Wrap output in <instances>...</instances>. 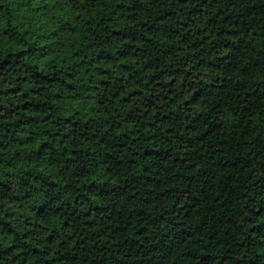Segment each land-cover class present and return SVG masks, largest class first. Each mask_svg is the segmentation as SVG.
<instances>
[{
  "label": "clouds",
  "instance_id": "obj_1",
  "mask_svg": "<svg viewBox=\"0 0 264 264\" xmlns=\"http://www.w3.org/2000/svg\"><path fill=\"white\" fill-rule=\"evenodd\" d=\"M24 4L23 20L15 12L12 18L0 10V29L7 26L5 20H10L16 33L13 35L10 31L5 35L0 31V61L9 53L24 52L21 64L11 70L7 66L0 69V89L17 83L21 84V92L39 89L29 92L25 99L44 104L45 108L10 112V108L24 100L19 94L16 98L0 96V124L10 126L7 138H3L0 129V181L9 178L13 181L12 190L0 196V218L5 210L12 212L8 221L15 228L14 234L0 232V251L24 243L41 249L42 253L47 249V253L25 259L23 253L27 249L15 247L0 255V264H21V261L64 264L59 258L66 252L77 256L74 264H94L101 259L96 248L108 237L105 233L99 244L95 239H88L84 245H77V240H84L93 230L83 225L91 213L87 217L82 213L90 206L110 210L118 204L126 207L130 203L144 205L145 202L148 210L154 209L159 217L154 222L160 228L148 237L151 243H162L170 230L181 227L190 230V225L203 223L205 219L207 225L219 221L213 229L217 238L227 239L226 232L235 238L228 244L204 247L208 239L203 233L194 234L172 253L160 252L154 257V264H173L178 258L183 259L181 253L189 251L196 254L195 259L188 257L191 264H198L200 254L214 252L219 259L227 249L231 252L225 264L257 257L258 264H264V236L248 233L247 228L252 225H247L241 235L232 223V220L236 225L241 223L237 213L252 195L249 186L264 175L261 171L264 153L257 154L252 143L257 133L264 137V96L261 95L264 94V0H231L227 5L206 0L201 5V16L192 17L194 23L184 28L178 22H187L186 14L195 6V0L183 3L175 0H24ZM5 5L11 9L17 7L12 0H5ZM37 6H41L40 11L33 12ZM217 9L219 16H216ZM237 15L244 21L243 27L229 20L223 24L208 22L213 16L220 21L224 16L232 19ZM65 21L75 29V41L69 39L72 33L68 32ZM149 25L154 27L149 29ZM220 28L235 31L236 35L218 36ZM129 29L143 39L127 35ZM114 30L126 34L118 41L115 37L105 40L104 36H110ZM220 40L224 43H217L213 48V43ZM238 41L243 42L244 55L238 58L236 68L228 72L209 66L210 61L215 64L217 57H230ZM126 44L130 46L129 52L120 56L118 51ZM30 46L37 50L29 54ZM102 50L111 55L110 60L97 59ZM24 65L47 76L48 80L36 83L18 79L29 75ZM244 66L254 67L242 75L240 69ZM65 72L71 73L70 79ZM53 75L64 79L65 84L52 80ZM102 80L108 81L107 86ZM244 80L247 87L237 89L243 101L240 108L248 104L243 96L245 92L260 97L259 108L242 112L235 99L222 102L223 92L217 96L215 90L210 96H201L195 104H185L193 91L205 85L221 81L237 85ZM67 84L72 87H66ZM155 95L160 99L148 105L147 98ZM18 119L27 121L21 125L23 131L11 127ZM245 126L249 134L241 137ZM235 141L248 142L238 152L243 159L236 165L242 171L225 165L213 173L215 162L228 155V145ZM41 144L46 146L44 151ZM146 148L178 153L186 167L169 166L167 178L161 179L162 173L142 158ZM106 156L112 159L107 160ZM130 162H134L132 166ZM180 172H186L189 178L181 176L183 182L178 184ZM226 176L232 179L226 181ZM22 177L28 181L23 187L20 186ZM91 185L98 187L93 191ZM99 186H104L109 193L121 189L118 199L102 198ZM26 191L30 193L28 199H13ZM42 201H47L52 209L48 218L35 217L29 210L31 205ZM25 217L31 220L28 226H24ZM65 220L70 222L69 227H61ZM262 220L264 217L255 223ZM172 225L176 228L172 229ZM103 228L97 221L94 230ZM53 229L57 236L49 244L45 237ZM245 235L259 243L247 250L233 247ZM81 247L83 251L79 250Z\"/></svg>",
  "mask_w": 264,
  "mask_h": 264
},
{
  "label": "trees",
  "instance_id": "obj_2",
  "mask_svg": "<svg viewBox=\"0 0 264 264\" xmlns=\"http://www.w3.org/2000/svg\"><path fill=\"white\" fill-rule=\"evenodd\" d=\"M13 3L17 5L16 9H11L10 7H7L5 5V0H0V10H3V15H9L12 17V13L15 12L21 20L24 19V9L25 4L24 0H12ZM175 2L183 3L184 0H175ZM189 2H193V0H189ZM224 3L225 5L231 3V0H212V4L215 3ZM206 3V0H195V6L186 14V23H180L179 27L184 28L187 27L189 24L194 23L192 17L199 18L203 12V8L201 5H204ZM211 7V4L208 5ZM41 6L34 7L32 9L33 12L40 11ZM43 7H47V5H43ZM248 11H251L249 9ZM168 14V13H166ZM174 15V13H173ZM220 15V10L217 9L216 16ZM216 16H213L209 19V23L212 24H223L224 21L229 20L232 24H239L241 27H243L244 21H242L237 15L235 18L230 19L228 16H224L220 21L216 20ZM15 18V17H12ZM6 27L3 29H0V31L3 32V34L7 35L10 31L13 32V35H16L15 31L13 30L10 20L4 21ZM65 26H67V30L69 33H72V35L69 37V39L75 41L77 39L75 34V29L68 24L67 21H65ZM64 26H62L63 28ZM143 27V25H141ZM154 25H149V29H152ZM103 31H106L103 30ZM176 30L173 29V32ZM223 33L225 36L227 35H236L235 31L228 30L226 31L223 28H220L217 32V35H221ZM126 33L122 30H114L110 33V36L105 35L104 39L109 40L110 37H115L118 41L121 39ZM127 35L132 36L134 39L139 37L141 40L143 37L139 33H133L131 29L127 32ZM22 39V37H21ZM217 43H224L223 40H220L218 42H214L212 47L215 48L217 46ZM231 43V42H228ZM243 42L238 41L236 45L233 46V53L230 57L227 59H223L220 57L216 58L215 64L213 62H209V66H214L217 68H221L224 71L231 72L234 68H236L237 64L239 63V57L244 55V51L241 50ZM227 46V44H225ZM246 48V46H244ZM129 45H124L123 50H119L118 54L120 56H124L129 52ZM34 47H29L27 52L31 54L32 52L36 51ZM24 55V52H17L15 54L9 53L7 57H5L2 61H0V69H4L7 66L8 70H11L15 67L16 64H21L22 57ZM103 59L105 61H108L111 59V55L105 51H101L97 59ZM25 71L29 73L28 76L20 77L18 79L20 80H27L31 79L36 83H40L41 81H47L48 77L41 75L40 73L36 72L34 68H31L27 65H24ZM122 68H126L127 66L122 65ZM254 66H244L240 69V72L242 75H245L249 73ZM179 74V73H177ZM64 75L70 79L71 73L65 72ZM58 77L55 75L52 76V80H57ZM58 82L60 84H65L64 79H58ZM102 84L107 86L108 81L102 80ZM66 87H72L71 84H67ZM247 87V80L239 82L237 85H231L230 83H226L221 81V83L217 84L216 82H213L210 85H205L202 88H198L195 91H193L192 95L188 100L185 101V104H195L198 102L199 98L201 96L207 97L212 95V91H216V95L219 96L221 92H223L222 102H228L233 99L236 100V106L239 108L242 112H248L249 109H256L259 108L261 105L259 103L260 97L256 96L255 93H243L244 99L248 100L247 106L240 108V104L243 103V101L240 99L241 93L237 89H243ZM39 89H29L27 92H21V84L17 83L13 87L7 88V89H0V96H11L13 98H16L17 94L20 95V99L24 100V103L17 104L14 108H10V112H14L17 109H21L24 111H27L28 109L37 110V109H44L45 105L41 103H33L31 100L25 99V97L28 96L29 92H37ZM264 96V94H261ZM160 99L159 95L150 96L147 98V104L152 105L154 102L158 101ZM11 103V101H9ZM219 107V105H217ZM0 108H2V105H0ZM235 115V113H233ZM129 117L132 116V113L130 112ZM147 115V113H145ZM164 119H168L167 116L163 117ZM199 119V118H198ZM244 120V117L241 116V121ZM27 123L26 120L18 119L14 122V124L11 125L13 128H20L21 131H23V128L21 125ZM249 124H251V121H248ZM238 126V125H237ZM9 125L8 124H0V129L3 130V138H7L9 134ZM249 134V129L247 126H245L241 131V137L244 135ZM28 139H31V135H29ZM191 143V141H189ZM247 141H235L232 144L228 145V155L224 157H220L215 162V168L212 169V172L214 173L217 169H222L225 167V165L235 170H241L242 167L237 169L236 162L241 161L243 158L238 155V152L240 149L247 145ZM254 147L253 150L257 152V154L264 153V137H261L259 133H257L256 139L252 142ZM210 147H212L210 145ZM41 151H44L46 146L44 144H41L40 146ZM16 155H19V153H16ZM37 156L40 155V153H36ZM142 158L151 165L156 171H159L162 173L161 179L167 178V169L169 166H176L178 168H185L184 160L180 158L178 153H172L170 150H152L146 148L142 154ZM105 159L110 160L112 157L106 156ZM220 160H223L224 163L221 164ZM178 162V163H177ZM132 163L130 162L129 166H132ZM81 172L84 171V169H80ZM261 171H264V169H261ZM25 175L30 176L31 173H25ZM5 176H8L7 173H5ZM181 176H183L184 179H188V174L186 172H180L177 174V183L180 184L183 182L181 179ZM224 179L231 180V176H226ZM205 182L207 183V178L205 179ZM28 184V181L25 180L23 177L20 180V186L23 187L24 185ZM98 186L91 185L90 188L95 191ZM13 188V181L12 179H7L0 181V196L7 195L8 192H10ZM48 188L51 189L52 185L49 184ZM121 189H116L115 191H112L109 193V191L104 186H99V193L102 198L107 199L109 201L117 200V193H119ZM249 191L252 193L251 196L248 197L247 201L241 206L239 212L237 213L238 217H241V223L239 225L235 224V221L232 220L233 226L235 228V231L237 233H240L241 235H244V232L242 231L245 229L247 225H252L251 227L247 228L248 233H255L257 236H264V220H262L259 223H255V221L259 220L261 217H264V175L258 176L256 178L252 185L249 186ZM47 195V193H45ZM182 195V193H181ZM30 197L29 192H24L22 196H14V200H24L28 199ZM146 203L144 205L140 204H133L130 203L126 207H120L119 204L117 207L112 208L110 210H106L103 207H89L87 212L82 213V216L87 217L89 216V213H91V218L83 220V225H86L89 229H93L90 233L86 234L84 237V240H77V245H84V241L88 239H95L97 243L99 244V241L103 239L104 234H107L108 239L104 240L103 244H100L98 248H96L97 253H99L101 259L98 261H95L94 264H154V257L158 256L160 252H163L165 255H168L173 252L175 248L179 246V244L187 239L188 237L194 235V234H200L203 233V235L208 239L209 243L207 245H204V247H215V245L224 243L228 244L232 241H234V236L231 235V233L226 232L225 236L228 237L227 239H221L217 238V232L213 231V229L216 227V224L219 223V221L215 222L212 225H207V220L205 219L203 223L200 224H193L189 226L190 230H186L185 228L181 227L176 230H170V234L167 238L163 239L162 243L155 244L151 243L148 239L149 235H151L154 231L158 230L160 228L159 223H155L154 221L156 219H159L158 215L154 214V209L150 212L148 208L146 207ZM191 206H189L190 208ZM0 209H2V205H0ZM173 209L175 210V206H173ZM30 211L34 212L35 217L38 218H48L50 215V212L52 209L50 208V205L47 201H42L39 204H33L30 206ZM143 213V214H142ZM244 213H247V215H244ZM188 213H185L187 215ZM13 213L10 211L5 210L3 212V217L0 218V232H7L8 234H14L15 228L12 227V225L9 223L8 218L12 216ZM149 217H152V219H149ZM231 220V217H229ZM97 221L99 223H102L104 225V228L100 231H96L95 226L97 224ZM163 221H161L162 223ZM31 223V220L29 217H25L24 219V226H28ZM69 221L65 220L61 227H69ZM74 223V222H73ZM38 227V225H36ZM81 225H77V227H80ZM19 227V226H17ZM205 227H207V231H205ZM176 226L172 225V229H175ZM147 230V231H146ZM19 234H16L18 236ZM24 235H28V233H24ZM57 232L55 229H53L46 237L45 240L47 243L51 244L56 238ZM39 239H37V243H39ZM192 242H198V241H192ZM214 242V243H213ZM61 244L64 243V241L60 242ZM259 241H256L255 239L245 235V238L243 241H240L238 243H233V247L236 248H250L254 244H258ZM86 246V245H85ZM15 247H22L27 249L23 253V256L25 259H27L29 256H38L41 254H46L47 249L42 250L36 247H29V245L20 243V244H13L8 248H4L2 251H0V255L11 252L13 248ZM95 248L96 245H93ZM80 251H83V247L79 248ZM231 252V249H227L224 252L223 256H220L219 259L217 258L218 254L214 252H204L199 255L198 257V264H225V260L229 258V253ZM181 256L183 259L178 258L177 261H173V264H191V260L188 259V257H192L193 259L196 258V254L193 252H183L181 253ZM162 258V257H161ZM15 259V257H13ZM60 260L64 261V264H74V262L77 260V256L75 254L69 255L67 252L64 254V256L59 258ZM259 258L255 259H249L246 262L244 261H236V264H258ZM21 264H24V261H21ZM36 264H39V261L36 262ZM45 264H51L50 261H45ZM83 264V262H81Z\"/></svg>",
  "mask_w": 264,
  "mask_h": 264
}]
</instances>
